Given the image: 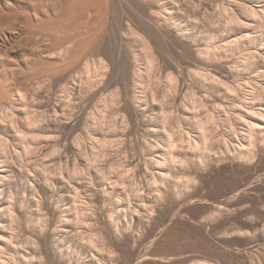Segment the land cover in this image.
Listing matches in <instances>:
<instances>
[{
	"label": "rangeland",
	"instance_id": "obj_1",
	"mask_svg": "<svg viewBox=\"0 0 264 264\" xmlns=\"http://www.w3.org/2000/svg\"><path fill=\"white\" fill-rule=\"evenodd\" d=\"M135 1L136 0H130V1L128 0H113V1L112 0H37L36 2V0H23V1L21 0H0V7H1L0 8V20H1L0 21V32H2V34L0 33V71H1L0 78L5 79V80L3 79V82H2L3 84L6 83L5 82L6 79L9 80V81L7 80L8 85L5 86L4 88L5 90H3L5 91L4 93L6 94L4 96L5 98L3 99L2 97H0L2 98V101L0 100V134L7 135V129L10 130L13 128L10 120H8L5 116L8 113H11V111H14L16 113L15 119L18 122H20V124L22 125L25 122L24 119L28 118L30 114L35 116V113L36 114L42 113L44 111L41 105L42 103L38 102L36 95H38L39 93L46 94L52 97H54L55 95H60L58 91L62 89L60 88L62 86L61 85L62 83L60 80H63V78L66 77V75L67 76L69 75L70 68H71L69 66L71 63L69 65L68 64L65 65L67 63L66 60L69 57L71 58L74 55L80 54L81 55L80 59L78 55V57L76 56V58H72L73 59L72 62H75L76 60L79 59L80 60L79 62H81L82 60L83 64L90 63L92 61L93 62L91 64H93L94 59H95L96 62L99 63L98 66L100 67H102L103 63H105L103 64V67L101 69L102 71L100 73L101 77L100 76L96 77L95 78L96 82H94V85L91 86V89L89 87V91H87L88 96L92 95L96 91H99L98 89H101V86H103V84L106 81H108V77L115 71V67L118 68V67L123 66L130 76V82H129L130 94L132 96L135 95L136 99H139L140 102H142L143 100L144 101L148 100L150 104L155 103L157 105L158 107L156 111L157 113H155L154 116L151 115L153 121L159 122L160 125H163L162 122L164 121V124L168 125L170 123L172 124L173 127H175L173 128L171 125L167 126V128L170 127V129H167L168 131L166 132V136L171 133L174 134L175 132H178L176 134L181 136V131L182 132L185 131L182 134L188 133L189 132L188 129H190V125L193 124L191 120L193 118L195 120L198 117L199 119L201 118L206 119L208 115L215 116V118H217L216 121L218 125L216 124L217 127L214 128V136L209 142V145L214 146L215 148L213 150L214 152L212 151L213 153L211 152L212 154L210 153L209 157L203 158L202 155L205 151L204 149L197 151L195 150L193 146L187 143L186 144L184 143L181 146L180 142L178 141L179 142L178 145L179 144L180 145L179 146L177 145L178 150L177 149L175 150V156L176 157L179 156L177 159L181 160L182 163L172 166V164H169L170 162H167L164 164V168H159L158 166H156V162H155L161 156V153L159 151L160 147L158 146V143H157L158 142L157 136L155 134L154 135L148 134L149 136H147L146 135L147 133L145 131L143 132L142 130H140L141 132L138 131L137 133H135V136L134 135L132 136L134 138L129 140L130 142L128 141V144H129L128 148H129V158L133 156L134 157L137 156L136 158L140 160L141 166L143 165L142 167H144L143 169H146V172L147 171L149 172L147 173L148 174L147 179H145V176L143 177L141 176V178H138V180L139 179L140 180L139 181L137 180V182L139 183V184L137 183L139 187L142 185L147 186V189L145 188L146 191L145 192L143 191L144 195H143V198H141L142 201L138 200L139 198L135 196L136 194L134 195L133 192H130L131 187L128 181L125 182V186H121L120 188L116 189V192H115V190H113V188L111 187L112 185L110 184V182H103L102 181L103 179L100 180L101 177H99V175L96 176L92 172V174L95 176L94 180L97 179L94 181L95 184L93 183V187H97L96 190L98 191V193L100 192L99 195H102L101 192L102 193L104 192L105 195L104 194L103 195L106 201L103 204L104 208L101 207L102 211L101 209H97L94 207L93 211L90 212L92 215L88 213L89 214L88 218L91 224H92V221L94 220L93 225L90 224L91 226L90 225L84 226L83 228H82L83 224L80 222L78 218H76L77 211L75 208L73 209V211L67 212L68 209L62 206L63 205L62 203L58 204V201L55 198L52 199L50 196H46L48 198L47 199L45 195L40 191L36 192L37 195L35 194V195L29 196V194L27 195L28 192H26L27 191L26 189H29L28 187L36 189L37 187L36 183L34 181L32 182L28 181L30 183L25 182V181L23 182L20 181L19 186L17 187L18 189H15V191L12 194L13 197L11 196L10 197L11 199L9 198L10 206L13 207L15 205L13 208L16 209L15 211H17L16 213L19 214L20 217H17L16 223L15 222L13 224L4 223V225L1 224L0 228L5 226V228L1 230L2 231L1 233L7 238L12 237L17 244L18 243L20 244L22 242L24 243L27 237H28L27 240L30 241L29 236L32 237L30 242L33 243L36 240V243L37 242L39 243L37 244V249H38L37 250L35 249L36 244L33 243L35 245L33 247V244L31 243V246H30V242H29L28 244L29 246L28 245L26 246L27 248L26 251L25 249L21 251V253H23L22 255L13 254L10 257L9 264H25L24 257L26 256H28L27 257L28 259H31L28 264H49V263L52 264L50 258L53 261H56L57 263H60L59 262L60 260L66 258L67 260L65 259L64 260H65V263L66 261L68 262L67 264H96V263L97 264L98 263L99 264H264V139L261 140L258 138V136H255L256 138L255 144L247 145L248 144V139H246L247 135L244 133L245 132L243 131L244 126L241 125V121H240L241 120L240 118H242L241 114H244L243 111L245 110L247 112L249 110L250 113L252 112L251 115H253V113H255V115H259L258 114L260 113L259 111L264 110V82H263L264 81V69H263L264 59H261V61L259 60L258 61L259 63L257 62L259 64L258 65L259 67L255 65L252 69L251 68L248 69L244 67L245 65L243 63L245 62L244 61L245 57L248 56L247 54H249L250 52H253L252 50L254 51L259 50L258 51L259 54L264 52V48H263L264 44L262 45L263 46L262 47L260 45L262 40L259 39L257 40L259 41L258 42L259 46L258 48L256 47L257 49L251 48L248 45L242 46V48L240 47V48H235V49L232 47L233 50L232 49L230 50V47H227V48L225 47L224 49L219 48V46H221V44L223 43L221 41L223 40L224 36L227 35V33H229L231 29L234 28L233 31L238 30L239 32L240 29L238 28L240 27L238 28L234 26L232 28L229 27L227 23L228 22L227 19L229 15L227 14L231 15V13L234 12L232 11V9L234 8V5L237 2H240V1L242 2L243 0H223V1L222 0H179V1L176 0V2H180L179 4H183L184 2L183 5L185 4L187 5L185 6V10H181V12L185 11L187 14L191 12L190 17L192 19L189 18L190 14L187 15L185 12L181 14L180 10L173 11L171 9L173 7L172 5L173 3H176L173 0H166V1L165 0L164 1L146 0V2L145 0H137L136 2ZM150 1L151 3L150 5H148ZM186 1H188L189 4ZM106 3H108L109 6L106 5ZM165 4L167 5V7ZM200 5L206 6L208 9V11L205 13V16L207 17L203 15L202 20L204 18L209 19L208 22H206L207 20L204 19L202 22L203 23L202 26L203 27L207 26V29L205 28V30L206 31L208 30L209 32L213 33L212 34L213 36H210L209 33H206L205 35L202 36L205 43H208L209 44L208 46L212 47L213 51L211 55L209 56H206V55L199 56V54L195 53V51L193 52L189 51L188 53V51L186 50L187 49L186 44H190L188 40L185 41L186 39L185 37L188 36V32H186V29H187L186 26L188 25V30L193 32L194 30L193 21H195L194 19L198 15V12H196V10L199 11L198 9H196V7L199 8ZM106 7H108V9ZM135 8L137 9L138 12L134 10ZM84 10L87 12H85ZM142 10H143V13H142ZM169 10H171V12ZM36 11L38 14L36 13ZM230 11L231 13H229ZM134 12L140 15H137ZM79 13H83V14H79ZM104 13L105 15H103ZM154 13H156V15L158 13V15L156 16ZM208 13L212 15L209 16ZM75 14H78V15L76 16ZM141 14H143L144 18L146 19H143V15ZM163 14H164V17H163ZM72 15L75 17V20H77L78 18V22L85 21L83 22L84 24H86V20H88V23L90 24L91 22L92 23L95 22L94 24H91V25L89 24L91 27L94 25L92 28L93 29L92 32L91 33L89 31L87 32V29L85 28V26L88 24H86L85 26L83 25L84 26L83 27L82 22H81L78 24L81 25L83 28H85L86 31L83 30V28H80L81 27L80 26L79 27L80 31H78V29L76 30L78 31V33L76 32L75 34L74 32L72 33L74 34L73 35L74 38H72V42L65 38H63L62 40L61 38V39H57V41L55 40V42L52 44V42L48 40L47 38L43 39L41 36L39 35L37 36L35 33L34 34L35 36L33 35L32 38L34 37L33 40L37 42V45L34 48H31L29 45H27L28 42L26 43L27 46L25 45V41L28 39L27 37L28 30L23 29L26 32L25 34L22 28H20V20H23L26 23L30 24L31 26L28 25L30 26V28L32 27L33 29H36L38 31H40L41 27L43 29H46L47 27H49L50 24H51L50 27L56 26L57 29L58 28L61 29L63 27H66V24L72 25V22L75 21ZM90 15H91L90 17L91 21L90 19H87ZM263 15L262 17H264ZM137 17H141L140 19H143L144 21L142 22V20H140ZM262 17L257 19L256 23H259L260 24L259 27H261L264 31V26H263L264 20H262L264 18ZM211 18H213L214 20ZM79 19L81 21H79ZM66 20L68 23L66 22ZM49 21L52 23H50ZM139 21H141V23ZM260 21H262L263 23ZM55 23L59 24L61 28L59 27V25H56ZM211 23L216 24V25L214 26L213 24L210 25ZM78 24L76 23V26ZM120 25H121V28H120ZM7 28L9 29L7 30ZM261 28L257 29V31H260ZM217 30L218 32H216ZM20 31L22 34H19ZM147 33L148 34L150 33V35L148 36ZM122 34H123V37L121 36ZM6 36L8 37L9 40L7 39ZM182 36H184V40H182L183 38ZM76 37H77V40L75 41L74 39ZM143 38H145V40ZM38 44H40V46ZM142 44L146 46H143ZM211 44L213 45L211 46ZM22 47H25V48H22ZM30 48L32 49V52H30L31 50ZM150 48H152L154 52H152V50H149ZM158 48H160L162 52H165V53H161L160 52L161 50ZM48 49L49 51L54 50L53 57L52 56L47 57L48 55H44L43 51H48ZM55 51H57V53L60 52L58 53L59 55L55 53ZM148 51L149 52L151 51V53H153L154 55L155 54L158 55V56L156 55L157 57L155 56L156 59L158 58L159 60L157 62V60L155 59L156 60L155 62L157 64L155 63L156 66H154L153 71L149 67L148 56H150L149 55L150 53H148ZM169 51L170 52L172 51V53H170ZM184 51H185V54H184ZM232 51H234V53H232ZM159 52L162 55L164 54L165 55L161 57V54ZM192 54H193V57H192ZM88 55H89V58H88ZM185 55H187L188 57ZM262 55L264 56L263 53ZM83 56H85L86 58L84 57L85 58L84 59ZM183 56L184 58H182ZM98 57H100L99 60L97 59ZM165 57L167 60L165 59ZM91 58L93 60H91ZM84 60L86 61V63ZM40 62L43 63L44 65L41 64ZM63 62H66V63H63ZM76 62H77V66L82 64V62L81 64H78V61ZM206 62H208V64ZM38 63L42 66H46V64L47 65L51 64V66L55 68L62 67V70L64 69V67H67L69 70L67 68L65 69H67L66 71H68L69 73L66 72L65 70H63V72L65 71L67 74L62 73V72L60 73L58 71L59 75L58 76L55 75L57 77L53 79L54 81L51 80L49 81L50 83L48 82L49 84L48 83L44 84L48 86L51 84L49 86L50 89L48 88L47 90L46 87L48 86H43L42 91H41V88H39L38 85L36 87V85L33 84L32 88L33 86H35L33 88V90L34 89L35 90L31 91L32 90L30 86L31 81L29 80V78H27L29 77L28 72L31 70L30 68H32L33 70V67H37ZM75 64H72L73 68L76 66ZM211 64L213 65V67H211ZM222 64L223 66H221ZM104 65L106 66L108 65V66L106 67ZM227 65H229V68H227ZM219 67L222 69V71L220 70ZM73 68H71L72 71H73ZM218 68L221 72L220 74L218 72L219 71ZM223 68L226 69L225 72ZM12 69H14V71ZM28 69L29 71L27 72ZM229 69H231L234 73L236 71V73L239 76L236 75V73L235 75L234 74L232 75L231 73H229ZM247 69L249 72L247 71ZM258 69L261 72L263 71V76L261 72H259ZM62 70L60 69V71ZM180 70H181V73L178 72ZM25 71L27 72V74H25L26 73ZM56 71L57 70H55V72ZM10 72L11 74H14V72H16L17 73L16 75L19 78L16 77V75L14 74L15 76L14 75L13 76L15 77V79L18 78L17 80H15L14 77L12 78V75L10 74ZM58 72L56 74H58ZM195 72L197 73L202 72L203 74L209 75L208 82H206L205 79L204 81L201 80L202 82H204V85H203L201 81L200 82L196 81L197 79L196 80L194 79ZM223 72L225 75L226 73H228L229 76L232 75L231 76L232 78L229 79V76L227 75L224 76ZM7 73H9L10 78H8L9 75ZM104 73L105 74L107 73V75H105ZM24 74H25L24 80L27 79V81H24L23 79H21V77H23ZM62 74H63V77H62ZM213 74L216 76H214ZM257 74H261L262 77H257ZM170 75L171 76L173 75L174 77L172 76L173 78H171ZM104 76H107V77H104ZM176 76L179 81L175 79ZM248 76L250 78H248ZM210 77L213 80L216 78L220 79L222 77L220 81L222 80L224 84H222V82L218 80L220 83H216V85H214L213 87L215 89H211V85L213 84L214 81H212ZM169 78L172 79V81H175V80L177 81L172 84V81H170ZM258 78L259 79L263 78V79L259 80ZM20 79L23 80L24 83L27 82L25 84L26 86H24V83H22ZM100 80L102 81L100 82ZM15 81H17V83L18 81H20L21 84H23V86L20 87V83L16 84ZM209 81H211L212 83ZM28 82H30V84ZM178 82L179 83L184 82V84L187 85L188 88L185 86L186 91L183 92V95H179V98L180 97L181 98L178 101H176V103H174L175 102V100H173L175 99L174 96H177V95L175 94L176 88L174 90L175 93L173 92V88L176 87V83ZM53 83L58 88L56 87L52 88L54 87V85H52ZM248 83L249 84L251 83L250 87H248L249 86ZM14 84L17 85V87ZM201 84L202 86H200ZM228 85L230 88L231 86L233 88H237V89H234L235 90L233 91L234 93L232 91L230 92L227 91L226 88L228 87ZM18 87L19 89L22 87L24 88L26 87V88L25 89L22 88V90L24 91H20L19 89L15 90V88H18ZM253 87H255V89ZM36 88H39L37 89L38 92H36ZM187 89L189 91H187ZM251 89L253 90L251 91ZM55 90H56V93H59V94H55ZM236 90L238 92H236ZM17 91L24 94V96ZM46 91L48 92L54 91V93L49 92L51 93L49 94ZM32 92L33 94H35L36 92V94L33 95L31 94ZM252 92L257 94V97L256 95L252 96L253 95V94L251 95ZM52 93L54 94V96L52 95ZM111 93H113L114 95L118 94L117 97L120 94L119 102L121 103V106H124L125 93H126L125 86L115 85ZM21 95L23 96L22 98L19 97ZM109 95H111L110 92H108L104 96L106 97ZM258 96H260L261 99ZM35 97L37 100L33 99ZM254 97L256 100L253 99ZM199 99L204 100V102L206 101L205 108L200 107L199 104L194 105V102ZM261 100L263 102H259ZM144 101L142 103H144ZM148 101L147 103H149ZM183 105H186L190 109V112L192 113V115H190L191 117L189 120L185 119L186 116L184 115L182 109L180 108V107L183 108L184 107ZM118 108L119 107L115 109H118ZM250 108H252L251 111H250ZM115 109H113V111L111 109L109 113L110 115H108V121L107 119L103 120L101 118L99 119L98 124L92 127V132H91L92 135L96 136V138H98L101 135L100 136L101 139L100 137L98 138L100 139L99 141L101 142L104 139L102 137H105V138L107 137L106 139H109V138L112 139L115 135L117 137L118 135L121 136L122 134L120 132H122L124 127L123 128L120 127V124L118 127L116 128L114 127L113 129L112 128L110 129V126L108 124V123L114 122L115 120L118 122L119 120L117 118L119 116L115 115L117 112ZM166 111L168 113H166ZM239 111H242V113L241 112L239 113ZM26 112L27 114L28 113L30 114L27 116ZM209 112L211 114H209ZM262 112L263 111H261V113ZM163 113L164 114L166 113L167 116L171 114L170 120L163 118L166 116V114L164 116ZM207 113L208 115L206 116ZM32 115L30 116L33 117ZM151 116L147 118L150 120ZM200 116H203V117H200ZM165 119L170 122L167 123ZM177 122L178 123L180 122V124H178ZM188 122L192 124L189 123L190 124L189 125ZM72 123L71 125H75L74 122ZM185 123L187 124V126ZM164 126L165 125H163L162 126L163 129H161L163 131H165ZM126 127H125V130H128V127H130V125L127 124ZM171 129H173L175 132L171 131ZM94 131H95V134H94ZM43 134L47 138L46 140H44L45 143L47 142L52 145L53 144L56 145V143H58L57 144L58 146L60 143V146H59V149L54 150L55 152L44 155L45 157L47 156L46 160L43 155L42 156L38 155L39 158H38L37 164L39 167L36 166L37 164L36 165L32 164L28 166V162H29L28 156L24 157L26 155L24 154L20 155V153H17L15 151V149L19 147L20 142L16 138L15 135H13L15 137H12L11 136L12 134L10 133L8 134V137L10 136V139H11L10 147L8 148L9 150H7L10 153L8 154L7 152L6 154L10 156L9 157L7 155L9 160L11 159L12 162H16L20 164L21 167L26 168L28 172L30 173V175H32L31 176L32 179L36 177L35 178L36 180L38 179L39 182L47 186H50L54 190L57 187L56 185L60 181H62L64 178L67 179V176H69L70 174L71 175L73 174V167L69 163L67 164L68 159L66 158L68 157L69 149L67 148L66 145H63L65 144L64 142H60L62 141L60 138L64 134H66L65 131L64 132L60 131V134H62V136L58 132L55 133L49 130L43 131ZM176 134H174L175 135L173 136L174 138L178 137L176 136ZM94 136H91V138L85 136L86 139L85 141H83L85 142L83 143L84 146L82 145V148L84 147L83 150L88 148L89 145H90L89 148L91 146L96 145L95 142L97 141H93L95 138ZM211 142L212 143L214 142V143L212 144ZM224 144H226V146H228L229 148L228 147L226 148ZM153 145L156 146L155 149L153 148L154 147ZM242 145L243 146L247 145V148L250 149L253 154L252 157H246V156L239 155V152H240L239 148L240 146L242 148L243 147ZM97 146H98V142H97L96 147ZM99 147L100 146H98V148L95 149L96 150L95 152L99 153L101 151ZM115 147L116 146L110 147L111 149L113 148L112 149L113 152L109 148L110 150L108 149L109 150L108 155L105 156V158L102 157L101 158L102 160L99 159V161H101L102 163V164L99 163L102 166V168L106 167V169H104V171H106L105 173L108 176L111 173L110 177L112 178L113 176L112 179L114 180L116 177L117 178L119 177L120 172L124 170L127 171L128 169L126 168L130 169V171L128 170L130 172V173L128 172V174L131 175V173L133 174L134 172V170L133 171L131 170L133 169V167L132 168L125 167V165L126 166L129 165V163L128 162H127L128 164L126 163L127 161L125 160L126 154L123 152L122 150L123 148L117 147L118 149L117 150ZM147 147L149 150L147 149ZM151 147L153 150L151 149ZM253 149L254 151H252ZM56 150L58 153L56 152ZM230 150L233 151L234 155H232V151ZM54 153L56 155H54ZM66 153H67V156H66ZM25 158H28V159H25ZM47 163L49 164L50 167H48ZM168 164L169 166H165ZM81 177L85 178L84 173L81 174ZM175 183L178 184V187L175 186ZM53 185H54V188L52 187ZM71 188H72V185L71 186L69 185L68 189H71ZM56 190H58V187ZM71 190H69L70 193L73 191ZM121 191H123L124 193ZM71 194L74 195V193H71ZM147 197H148V201L146 202ZM22 198L23 199L26 198L27 200L24 199L26 201L23 202L21 201L23 200ZM34 199L38 202V203L37 202L35 203L36 205L32 203L33 201H35ZM18 200L20 202H18ZM121 200H124V203L126 206L122 207V209H119L121 207L118 206V202ZM39 201H41V203L43 202L46 203V204L43 203L45 206L42 205V207L44 206L45 208L39 209L41 208V204H39ZM48 202L54 203L53 205L54 207L58 206L59 211H56L55 213L51 211L52 212L51 213L50 207L52 203L48 205L49 204ZM56 202L57 204H55ZM142 203L144 205L145 203H149V204H146V206L148 207H144ZM47 205L48 207L49 206L50 207L47 208L46 207ZM126 207H128L127 210H126ZM41 210L42 211L44 210V212H42ZM60 212H62L61 213L62 215L60 214ZM41 214L43 216V219L45 218L44 219L45 223H43V225H40L42 223H39L38 221V218L40 217ZM93 215H95V217ZM65 217L69 220L71 225L74 227L73 232L75 235L73 234V232H71L72 234L69 232L68 233L64 232V231L60 233L61 228L59 227L62 225L61 223L62 218H65ZM134 217L142 218L143 220L147 222V224L145 226H135L132 222ZM95 219L99 220V221L96 220L97 224H96ZM48 222L49 223L51 222L50 225L48 224ZM73 222L77 228L75 227V225H73ZM76 222H79V223H76ZM47 224H48V227L51 226L50 229L47 227ZM109 224L112 225V228H114V230L117 229L115 232V234L117 233L116 234L117 238L113 237L112 233H110ZM51 228L54 230L52 231ZM45 229H48V233H46L47 231H45ZM51 231L55 234L50 233ZM127 239H130V243H129L130 245H128ZM20 240H23V241L20 242ZM95 240L97 241L94 242ZM98 240L100 242H98ZM91 241H93V244L94 243L95 244L93 245ZM52 243L54 244L52 245ZM39 245H42V246L44 245L45 247L43 248L41 246L40 248ZM50 246L53 248L55 247V250L53 249L54 250L53 251ZM91 246H94V247H91ZM32 247L34 250L32 249ZM39 249H41V251L43 250L44 251L41 252L39 251ZM45 250L49 252H45ZM30 252L31 253L33 252V254H31ZM46 253L51 256L47 255ZM92 254L96 258L92 256ZM89 256H92V257H89ZM68 258L69 259L71 258V259L69 260ZM94 258L95 260H92ZM62 262L64 261L62 260Z\"/></svg>",
	"mask_w": 264,
	"mask_h": 264
},
{
	"label": "bare ground",
	"instance_id": "obj_2",
	"mask_svg": "<svg viewBox=\"0 0 264 264\" xmlns=\"http://www.w3.org/2000/svg\"><path fill=\"white\" fill-rule=\"evenodd\" d=\"M21 1H23V0H21ZM113 1V0H112ZM128 1H130V0H128ZM137 1V0H136ZM135 1V2H136ZM151 1H153V0H151ZM151 1L149 2V4H148V2H147V4L148 5H150V3H151ZM162 1H164V0H162ZM166 1V0H165ZM173 1H175L176 2V0H173ZM177 1H179V0H177ZM223 1V0H222ZM18 2V1H17ZM20 2V1H19ZM32 2V1H31ZM34 2V1H33ZM36 2H37V0H36ZM106 2H108V1H106ZM134 2V1H133ZM145 2H146V0H145ZM171 2V1H170ZM183 2V1H182ZM181 2V3H182ZM186 2H188V1H186ZM185 2V3H186ZM207 2V1H206ZM205 2V3H206ZM225 2V1H224ZM223 2V3H224ZM25 3V2H24ZM143 3H144V1H143ZM173 3V2H172ZM180 2H176V3H173V7L171 8L173 11L175 10H180V12H181V10H185V6H187L186 4L185 5H183L184 4V2H183V4H179ZM236 3V2H235ZM18 4V3H17ZM41 4V3H40ZM123 4V3H122ZM131 4V3H130ZM146 4V3H145ZM144 4V5H145ZM156 4V3H155ZM178 4V5H177ZM188 4H189V2H188ZM73 5V4H72ZM76 5V4H75ZM74 5V6H75ZM106 5H108V3H106ZM105 5V6H106ZM112 5V4H111ZM133 5V4H132ZM131 5V6H132ZM134 5H136V4H134ZM142 5V4H141ZM152 5V4H151ZM159 5V4H158ZM166 5V4H165ZM222 5V4H221ZM220 5V6H221ZM233 5H234V3H233ZM77 6V5H76ZM82 6H84V5H82ZM86 6V5H85ZM109 6V5H108ZM192 6H194V5H192ZM23 7V6H22ZM35 7V6H34ZM73 7V6H72ZM87 7V6H86ZM92 7V6H91ZM114 7H115V5H114ZM133 7V6H132ZM135 7V6H134ZM142 7V6H141ZM145 7V6H144ZM146 7H147V5H146ZM163 7V6H162ZM166 7H167V5H166ZM197 7H198V5H197ZM196 7V9H198L199 11H197L196 10V12H198V15H197V17H195V21H193V23H194V30H193V28H192V30H193V32L192 31H189L188 30V25L186 26V32H188V36L187 37H185L186 39H185V41L186 40H188V42L190 43V44H186L187 46H186V50L188 51V53H189V51H195V53H198L199 54V56L200 55H206V56H209V55H211V53H212V47H210V46H208L209 44L208 43H205V41H204V39H203V35H205L206 33H209V35L210 36H213L212 34L213 33H211V32H209L208 30L206 31L205 30V28L207 29V26L205 27H203L202 26V22H203V20L204 19H206V18H204L203 20H202V16L204 15L205 16V13L208 11V9H207V7L206 6H203V5H200L199 6V8H197ZM209 7H211V6H209ZM215 7V6H214ZM1 8V7H0ZM41 8V7H40ZM83 8V7H82ZM81 8V9H82ZM107 9H108V7H106ZM139 8V7H138ZM161 8V7H160ZM169 8V7H168ZM191 8V7H190ZM221 8V7H220ZM233 8V7H232ZM231 8V9H232ZM18 9V8H17ZM38 9V8H37ZM74 9H75V7H74ZM103 9V8H102ZM213 9H215V8H213ZM91 10V9H90ZM89 10V11H90ZM134 10H136V12H138L137 11V9L135 8ZM168 10V9H167ZM166 10V11H167ZM189 10V9H188ZM195 10V9H194ZM5 11V10H4ZM34 11V10H33ZM38 11V10H37ZM37 11H36V13H37ZM73 11V10H72ZM79 11V10H78ZM85 11V10H84ZM101 11V10H100ZM107 11V10H106ZM105 11V12H106ZM109 11H110V9H109ZM170 12H171V10H169ZM172 11V12H173ZM213 11H215V10H213ZM232 11H234V12H232L231 13V11L229 12V13H231V15L230 14H227V15H229V17H228V25H229V27H240V28H238V29H240L239 30V32H238V30H236V31H233L234 30V28L233 29H231L230 31H229V33H227V35H225L224 36V38H223V40L221 41V42H223L222 44H221V46H219V48L221 49V48H227V47H230V50L232 49V47L235 49V48H242V46H246V45H248V46H250L251 48H258V46H259V41H257V40H262L261 41V46L264 44V31H263V29L261 28V27H259V23H256L257 22V19H259V18H261L262 17V15L264 14V0H243L242 2L240 1V2H237L235 5H234V8L232 9ZM21 12V11H20ZM23 12V11H22ZM75 12H76V10H75ZM85 12H87V11H85ZM130 12V11H129ZM155 12V11H154ZM185 11H182L181 12V14L182 13H184ZM189 12V11H188ZM222 12V11H221ZM12 13V12H11ZM26 13V12H25ZM71 13V12H70ZM84 13V12H83ZM83 13H79V14H83ZM108 13V12H107ZM135 13V12H134ZM133 13V14H134ZM142 13H143V10H142ZM186 13V12H185ZM191 13V12H190ZM190 13H188V14H190ZM210 13V12H209ZM208 13V14H209ZM16 14V13H15ZM38 14V13H37ZM40 14V13H39ZM86 14V13H85ZM84 14V15H85ZM89 14H91V13H89ZM102 14V13H101ZM125 14V13H124ZM135 14H137V13H135ZM146 14V13H145ZM155 15H156V13H154ZM178 14V13H177ZM187 14V13H186ZM187 14V15H188ZM2 15V14H1ZM76 16L78 15V14H75ZM95 15H97V14H95ZM103 15H105V13L103 14ZM137 15H140V14H137ZM141 15H143V14H141ZM157 15H158V13H157ZM156 15V16H157ZM207 15V14H206ZM210 15H212V14H209V16ZM30 16H31V14H30ZM65 16V15H64ZM73 16V15H72ZM71 16V17H72ZM134 16H136V15H134ZM155 16V17H156ZM185 16V15H184ZM191 16V14L189 15V18H191L190 17ZM193 16V15H192ZM195 16V15H194ZM208 16V17H209ZM261 16V17H260ZM264 16V15H263ZM58 17V16H57ZM68 17V16H67ZM74 17V16H73ZM90 17H91V15L87 18V19H90ZM93 17V16H92ZM101 17V16H100ZM105 17H107V16H105ZM142 17V16H141ZM141 17H137V18H141ZM146 17H147V15H146ZM163 17H164V14H163ZM205 17H207V16H205ZM214 17V16H213ZM32 18V17H31ZM65 18V17H64ZM102 18V17H101ZM135 18V17H134ZM137 18H136V20H137ZM157 18V17H156ZM188 18V19H189ZM262 18H264V17H262ZM30 19V18H29ZM51 19V18H50ZM138 19V20H139ZM143 19H146V18H144V15H143ZM143 19H140V20H142V22L144 21ZM192 19V18H191ZM211 19H213V18H211ZM17 20V19H16ZM59 20V19H58ZM61 20V19H60ZM73 20V19H72ZM74 20H75V17H74ZM73 20V21H74ZM81 20H82V18H81ZM80 19H79V21H81ZM84 20V19H83ZM86 20V19H85ZM93 20V19H92ZM187 20V19H186ZM190 20V19H189ZM200 20H202V21H200ZM207 21L206 22H208V20L209 19H206ZM214 20V19H213ZM262 20H264V19H262ZM1 21V20H0ZM14 21V20H13ZM57 21V20H56ZM69 21V20H68ZM76 21V23L78 24V23H81L82 22V26L84 25H86V24H90V23H88V20H86V24H84L83 22H85V21H81V22H78V18H77V20H75ZM75 21L74 22H72V25H70V24H66V27H63V26H65V25H63L62 27L63 28H61V26L59 25V24H56V25H59V27L61 28V29H57V27L56 26H52V27H50L51 26V24L50 23H52V22H50L49 24V27H45L46 29H43L42 27H41V29H40V31H38V30H36V29H33L32 27L30 28V24H28V23H26L25 21H23V20H20V28H22V30L24 29V30H28V33H27V37H28V39L26 40V38H25V45H26V43H27V45H29L31 48H34L36 45H37V42H35L34 40H33V38H32V36L36 33V35L38 36H41L43 39L45 38H47L48 40H50L51 42H52V44L55 42V40L57 41V39H61L62 38V40H63V38H65V39H68L69 41H71L72 42V38H74V34H75V32L76 33H78V31H80L79 30V27L81 26V25H77L76 26V23H75ZM90 21H91V19H90ZM150 21V20H149ZM29 22V21H28ZM48 22V21H47ZM61 22V21H60ZM65 22V21H64ZM64 22H62V23H64ZM66 22H67V20H66ZM94 22V21H93ZM122 22V21H121ZM140 23H141V21H139ZM138 22V23H139ZM209 22H211V21H209ZM213 22V21H212ZM215 22V21H214ZM258 22H259V20H258ZM260 22H262V21H260ZM34 23V22H33ZM32 23V24H33ZM68 23V22H67ZM70 23V22H69ZM75 23V24H74ZM95 23V22H94ZM94 23H92L91 22V24H94ZM148 23V22H147ZM152 23V22H151ZM263 23V22H262ZM48 24V23H47ZM73 24H74V26H73ZM90 24V25H91ZM185 24V23H184ZM207 24V23H206ZM209 24V23H208ZM213 23H211L210 25H212ZM28 25H30V26H28ZM44 25V24H43ZM88 25H86L85 26V28L87 29V32L89 31L90 33L92 32V28H93V26L91 27L90 25L88 26ZM140 25H142V24H140ZM205 25V24H204ZM214 25H216V24H213V26ZM258 25V26H257ZM8 26V25H7ZM34 26V25H33ZM46 26V25H45ZM48 26V25H47ZM80 27V28H83V27ZM220 26V25H219ZM264 26V25H263ZM16 27V26H15ZM55 27V28H54ZM211 27V26H210ZM221 27V26H220ZM228 27V26H227ZM228 27V28H229ZM261 28L260 29V31H257V29H259V28ZM37 28V27H36ZM85 28H83V30H85ZM95 28V27H94ZM120 28H121V25H120ZM151 28V27H150ZM185 28V27H184ZM219 28V27H218ZM222 28V27H221ZM227 28V29H228ZM3 29V28H2ZM9 28H7V30H8ZM38 29V28H37ZM78 29V31H76ZM181 29V28H180ZM191 29V28H190ZM210 29V28H209ZM215 29V28H214ZM230 29V28H229ZM23 30V31H24ZM145 30V29H144ZM152 30V29H151ZM86 31V30H85ZM148 31V30H147ZM25 32V31H24ZM23 32V33H24ZM74 32V34H72ZM126 32V31H125ZM149 32V31H148ZM216 32H218V30L216 31ZM220 32H221V30H220ZM1 34H2V32H0ZM4 33V32H3ZM13 33V32H12ZM121 33V32H120ZM124 33V32H123ZM178 33V32H177ZM261 33V34H260ZM19 34H22L21 33V31H20V33ZM25 34H26V32H25ZM148 34V33H147ZM155 34V33H154ZM217 34V33H216ZM260 34V35H259ZM150 35V33L148 34V36ZM186 35V34H185ZM2 36V35H1ZM26 36V35H25ZM35 36V35H34ZM77 36H78V34H77ZM122 37H123V34L121 35ZM125 36V35H124ZM7 37V36H6ZM156 37V36H155ZM181 37V36H180ZM183 38H182V40H184V36H182ZM208 37V36H207ZM21 38V37H20ZM7 39H8V37H7ZM144 40H145V38H143ZM9 40V39H8ZM36 40V39H35ZM75 41L77 40V37L74 39ZM73 40V41H74ZM143 40V41H144ZM160 40V39H159ZM220 40V39H219ZM68 41V42H69ZM147 41V40H146ZM145 41V42H146ZM208 41V40H207ZM216 41V40H215ZM40 42H41V40H40ZM59 42V41H58ZM213 42V41H212ZM263 42V43H262ZM7 43V42H6ZM21 43V42H20ZM38 43H39V41H38ZM147 43V42H146ZM150 43V42H149ZM218 43V42H217ZM143 44H144V42H143ZM142 44V45H143ZM151 44V43H150ZM214 44V43H213ZM213 44H211V46L213 45ZM26 45V46H27ZM39 46H40V44H38ZM41 45H43V44H41ZM148 45V44H147ZM217 45V44H216ZM220 45V44H219ZM21 46V45H20ZM143 46H146V45H143ZM161 46V45H160ZM52 47V46H51ZM86 47H87V45H86ZM152 47V46H151ZM215 47V46H214ZM213 47V48H214ZM263 47V46H262ZM7 48V47H6ZM22 48H25V47H22ZM30 48V49H31ZM50 48V47H49ZM148 48V47H147ZM156 48V47H155ZM170 48V47H169ZM217 48V47H216ZM251 48H250V50H251ZM256 48V49H257ZM264 48V47H263ZM27 49V48H26ZM35 49H37V48H35ZM34 49V50H35ZM41 49V48H40ZM51 49V48H50ZM53 49V48H52ZM146 49V48H145ZM158 49H160V48H158ZM184 49V48H183ZM245 49V48H244ZM261 49V48H260ZM147 50V49H146ZM149 50H152V48H150ZM161 50V49H160ZM159 50V51H160ZM217 50V49H216ZM233 50V49H232ZM241 50V49H240ZM249 50V49H248ZM262 50V49H261ZM59 51V50H58ZM222 51V50H221ZM228 51V50H227ZM253 52H250L249 54H247V53H245V54H247L248 56H246L245 57V62H243L244 63V67H246V68H248V69H252L255 65L256 66H258L259 64V60L261 61V59H264V56L262 55V53L264 54V52H262L261 54H259L258 53V51L256 50V51H254V50H252ZM30 52H32V49L30 50ZM44 52V55H48L47 57H53V55H54V50L53 51H49V49H48V51H43ZM152 52H154L153 50H152ZM161 53H165V52H162V50L160 51ZM159 52V53H160ZM170 52V51H169ZM191 52V53H192ZM230 52V51H229ZM38 53V52H37ZM42 53V52H41ZM55 53H57V51H55ZM58 53H60V52H58ZM57 53V54H58ZM148 53H150L149 55L150 56H148V59H149V67H150V69L153 71V69H154V66H156V60H157V62H158V58L156 59V57L158 56L157 54H153V53H151V51L149 52L148 51ZM160 53V54H161ZM170 53H172V51L170 52ZM232 53H234V51H232ZM56 54V55H57ZM151 54H153V55H151ZM180 54V53H179ZM184 54H185V51H184ZM186 54H187V52H186ZM214 54V53H213ZM231 54V53H230ZM59 55V54H58ZM78 55H79V59H80V54H77V55H74V56H72L71 58L69 57L67 60H66V62H63V63H66L65 65H69L70 63V67L71 68H73V66H72V64H75L76 66H77V62L76 61H78V64H81V62H82V60H81V62H79L80 60L78 59V60H76L75 62H72V58H76V56L78 57ZM85 55V54H84ZM157 55V56H156ZM165 55V54H164ZM164 55H162L161 54V57L162 56H164ZM178 55V54H177ZM177 55H175V56H177ZM183 55V54H182ZM262 55V56H261ZM91 56V55H90ZM156 56V57H155ZM179 56V55H178ZM185 56H187V55H185ZM190 56V55H189ZM196 56H197V54H196ZM85 56H83V58H84ZM93 57V56H92ZM155 57V58H154ZM180 57H181V55H180ZM188 57V56H187ZM192 57H193V54H192ZM222 57V56H221ZM38 58V57H37ZM86 58V57H85ZM84 58V59H85ZM88 58H89V55H88ZM99 58L100 57H98L97 59L99 60ZM182 58H184V56L182 57ZM181 58V59H182ZM40 59V58H39ZM156 59V60H155ZM162 59H164V58H162ZM165 59H166V57H165ZM37 60V59H36ZM87 60V59H86ZM91 60H93L92 58H91ZM102 60V59H101ZM100 60V61H101ZM167 60V59H166ZM85 61V60H84ZM89 61H90V59H89ZM105 61V60H104ZM103 61V62H104ZM164 61V60H163ZM264 61V60H263ZM262 61V62H263ZM39 62V61H38ZM43 62V61H42ZM93 62V61H92ZM92 62H90V63H86V61H85V63L86 64H83V62H82V64L81 65H78L77 67L75 66L74 68H73V71L71 70V68H70V73L68 72V71H66L68 68L67 67H64V69L63 70H65L66 72H68L69 73V75L67 76L66 75V77H64L63 78V80H60L61 81V87L60 88H62V89H60V90H58L59 91V93H60V95H55L56 96V98H55V96H54V91H49V92H53L52 93V95L54 96V97H52V96H49V95H46V94H42V93H39L38 95H36L37 96V99H38V102H41L42 104V107H43V112L42 113H40V114H36L35 113V116L34 115H32V114H30V113H28L27 114V112H26V115L28 116L29 114L30 115H32L33 117H31L30 115L28 116V118H26V119H24V123H23V125L22 124H20V122H18L16 119H15V117H16V113L14 112V111H11V113H8L7 115H5L6 116V118L8 119V120H10V122H11V125H12V129H7V135H5V134H0V225L1 224H3L4 225V223H16L17 221V217H20V215L19 214H17L16 212L17 211H15L16 209H14L13 207L15 206H13V207H11L10 206V197L12 196L13 197V192L15 191V189H18L17 187L19 186V182L20 181H25V182H28V181H30V182H32V181H34L35 183H36V189H33V188H31V187H28L29 189H26L27 191L26 192H28L27 193V195L29 194V196L30 195H35L36 194V192L37 191H40V192H42L44 195H45V197L46 196H50L52 199L53 198H55L57 201H58V204L59 203H62L63 205L62 206H64L65 208H67L68 210H67V212L68 211H73V209L75 208L76 209V211H77V214H76V218H78L79 220H80V222L83 224V226H82V228L84 227V226H89L91 223H90V220H89V218H88V216H89V214L88 213H90V212H92L93 211V209H94V207L95 208H97V209H101V207L102 208H104V203H105V197H104V192L102 193L101 192V194L102 195H99L100 194V192L98 193V191L96 190V188L97 187H93V183H94V181L95 180H97V179H95L94 180V175H96V176H98L99 175V177H101L100 178V180L101 179H103L102 181L103 182H110V184L112 185L111 187L113 188V190H115V192H116V189H118V188H120L121 186H125V182H127L128 181V183H130V192H133L134 193V195L135 196H137L139 199L138 200H141V198H143V195H144V192L146 191V189H147V186L145 185H142V184H140V185H142V186H138V182H137V180H138V178H141V176L143 177V176H145V179H147L148 178V174L147 173H149L148 171L146 172V169H143L144 167H142L141 166V164H140V160H138L136 157H131V158H129V144H128V141L129 140H131V139H133L134 137H132L133 135L135 136V133H137L138 131H140V130H142V132L143 131H145L147 134V136H149L148 134H155L156 136H157V138H158V146L160 147H157V148H159V151H160V153H161V156L155 161L154 159V161L156 162V166H158L159 168H164V164L165 163H167V162H170L169 164H172V166H175V165H177V164H180V163H182V161L181 160H178L177 158L179 157H176L175 156V150L177 149V145H178V143L180 142V144H181V146L185 143H187V144H189V145H191V146H193L194 148H195V150H197V151H200L201 149H204L203 151H204V153H203V155H202V157L203 158H207V157H209V155H210V153L215 149L214 148V146L213 145H209V142H210V140L213 138V136H214V128H216L217 126H216V124H217V121H216V119L217 118H215V116H213V115H208V113L206 114V116L208 115V117L206 118V117H204V118H206V119H203V118H201V119H199V117L198 118H196L195 120H194V118H193V116H192V118L193 119H191L192 120V122H193V124L192 123H190V122H188V124L190 123V124H192V125H190V129H188L189 130V132L188 133H185V134H182V133H184V132H182L181 131V136L180 135H178V134H176V133H178V132H175L173 129H171V131H174L175 133L174 134H176V136H178L176 139L173 137V136H175L173 133H171V134H168V133H170V132H168L167 134L169 135H167L166 136V132L168 131L167 129H170V127L169 128H167V126H169V125H171L172 126V124H170L169 122L170 121H167L166 119H168V120H170V115L169 116H167V114L166 113H168L167 111H166V116H165V114H164V116L165 117H163V118H166L165 120H166V122L167 123H169L168 125L167 124H164V121L162 122L163 123V125H165L164 126V129H165V131H163V130H161V129H163V125H160V123L159 122H154L153 121V119H152V116L151 115H155V113H157L156 111H157V109H158V107H157V105L155 104V103H153V104H150V102L148 101V100H146V101H144V103H142V102H140L139 101V99H136V96L135 95H131L130 94V91H129V82H130V76H129V74H128V72L125 70V68L122 66V67H118V68H116L115 67V71L108 77V81H106L104 84H103V86H101V89H98L99 91H96L95 93H93L92 95H89L88 96V93H87V91H89V87H90V89H91V86H93L94 85V82H96L95 81V78L96 77H98V76H100V73L102 72L101 71V69H102V67H103V64H105V63H103L102 64V67H100V66H98L99 65V63H97L96 62V60L94 59V63L93 64H91ZM99 62V61H98ZM102 62V61H101ZM168 62V61H167ZM166 62V63H167ZM204 62H205V60H204ZM203 62V63H204ZM235 62V61H234ZM258 62V63H257ZM6 63V62H5ZM41 63V62H40ZM156 63V64H155ZM202 63V62H201ZM207 64H208V62H206ZM209 63H211V62H209ZM37 64V63H36ZM41 64H43V63H41ZM46 64V63H45ZM49 64V63H48ZM236 64V63H235ZM260 64H262V63H260ZM3 65V64H2ZM39 63H38V66L37 67H33V70H32V68H30L31 70L29 71V69L27 70V72L29 73L28 75H29V77H27V78H29V80L31 81V91H34L33 90V88L35 87V86H33V88H32V85L33 84H35L36 85V87H37V85H38V87L39 88H41V91H42V87L43 86H48V85H44L45 83H48L49 81H54L53 79H55L58 75H59V72L61 73H66L65 71L63 72V70H62V65H64V64H62L61 66H59V67H61V68H58V67H56V68H58V69H56L55 67H52L51 66V64H49V65H47L46 64V66H42V65H40V67H39ZM44 65V64H43ZM230 65V64H229ZM229 65H227V68H229ZM232 65H234V64H232ZM264 65V64H263ZM36 66V65H35ZM68 66V67H69ZM104 66H106V65H104ZM108 66V65H107ZM106 66V67H107ZM221 66H223V64L221 65ZM226 66V65H225ZM231 66V65H230ZM3 67V66H2ZM32 67V66H31ZM52 67V68H51ZM105 67V68H106ZM177 67V66H176ZM211 67H213V65L211 64ZM239 67V66H238ZM241 67V66H240ZM259 67V66H258ZM262 67V66H261ZM264 67V66H263ZM53 68H54V70H53ZM65 68H67V69H65ZM220 68V67H219ZM219 68H218V70H219ZM226 68V67H225ZM226 68V69H227ZM60 69L62 70V71H60ZM107 69V68H106ZM177 69H179V68H177ZM216 69H217V67H216ZM216 69H214V70H216ZM224 69V68H223ZM226 69H224V72H225V70ZM232 69V68H231ZM231 69H229V73H231L232 75L234 74L235 75V73H236V71H235V73L231 70ZM248 69H247V71H248ZM261 69V68H260ZM264 69V68H263ZM7 70V69H6ZM13 71H14V69H12ZM55 70H57L56 72H55ZM69 70V69H68ZM217 70V71H218ZM220 70L222 71V69L220 68ZM220 70L218 71L219 72V74L221 73L220 72ZM241 70V69H240ZM259 70V69H258ZM17 71V70H16ZM20 71V70H19ZM59 71V72H58ZM106 71V70H105ZM5 72H7V71H5ZM23 72V71H22ZM26 72V71H25ZM27 72L25 73V74H27ZM58 72V74H56ZM178 72H180L181 73V70L180 71H178ZM224 72H223V74H224ZM249 72V71H248ZM252 72V71H251ZM258 72V71H257ZM259 72H261L260 70H259ZM0 73H1V71H0ZM202 73V72H201ZM201 73H197V72H195V75H194V79L196 80V81H201V80H203L204 81V79H205V81L206 82H208V79H209V75H206V74H201ZM254 73H256V72H254ZM8 75H9V73H7ZM10 74H11V72H10ZM14 74L16 75L17 73L16 72H14ZM14 74H11L12 75V78L15 76ZM25 74H24V76L23 77H21V79H25L24 77H25ZM67 74V73H66ZM105 74V73H104ZM194 74V73H193ZM192 74V75H193ZM211 74H212V72H211ZM218 74V73H217ZM242 74H243V72H242ZM248 74V73H247ZM261 74H262V76H263V71L261 72ZM261 74H257V77H262L261 76ZM14 75V76H13ZM27 75V76H28ZM55 75H57V76H55ZM65 75V74H64ZM102 75V74H101ZM105 75H107V73L105 74ZM177 75V74H176ZM214 75V74H213ZM226 75L227 76H229V74L228 73H226ZM225 74H224V76H226ZM231 75V76H232ZM236 75H238L237 73H236ZM241 75V74H240ZM252 75V74H251ZM5 76V75H4ZM173 76V75H172ZM171 75H170V77L171 78H173ZM214 76H216V75H214ZM231 76H229V79L230 78H232ZM239 76V75H238ZM245 76H247V75H245ZM0 77H1V75H0ZM6 77V76H5ZM16 77H18L17 75H16ZM62 77H63V74H62ZM101 77V76H100ZM104 77H107V76H104ZM256 77V76H255ZM7 78V77H6ZM8 78H10V75H9V77ZM19 78V77H18ZM18 78H16L15 79V77H14V79L15 80H17ZM60 78H61V76H60ZM213 78V77H212ZM216 78V77H215ZM220 78V77H219ZM222 78V77H221ZM220 78V79H221ZM225 78V77H224ZM236 78V77H235ZM248 78H250L249 76H248ZM1 79L2 78H0V97H2L3 99L5 98L4 96L6 95L4 92L5 91H3V90H5L4 88H5V86H7L8 84H7V80L8 79H6V85L5 84H3L2 82H3V79H2V81H1ZM14 79H12V80H14ZM20 79V80H21ZM101 79V78H100ZM170 79V78H169ZM175 79H177L178 80V78H177V76H176V78ZM210 79H211V77H210ZM220 79H211L212 81H214L213 82V84L211 85V89H215V88H213L214 87V85H216V83H220V82H222V84H224V82L221 80L220 81ZM256 79V78H255ZM255 79H253V80H255ZM259 79V78H258ZM261 79H263V78H261ZM261 79H259V80H261ZM5 80V79H4ZM23 80H21L22 81V83H24L23 82ZM177 80H175V81H172V79H170V81H172V84L173 83H175ZM220 82H219V81ZM9 81V80H8ZM24 81H27V79L26 80H24ZM102 80H100V82H101ZM104 81V80H103ZM179 81V80H178ZM183 81V80H182ZM33 82V83H32ZM202 82V81H201ZM209 82H211V81H209ZM226 82V81H225ZM246 82V81H245ZM248 82V81H247ZM251 82V81H250ZM264 82V81H263ZM15 83L16 84H18V83H20V87L21 86H23V84H21V82L20 81H18V83H17V81H15ZM27 82H25L24 83V86H26L25 84H26ZM29 84H30V82H28ZM50 83V82H49ZM48 83V84H49ZM59 83V82H58ZM181 83V82H180ZM179 82L178 83H176V87H174L173 88V92H174V90H175V88H176V90H175V94L177 95V96H174V98L175 99H173V100H175V102L174 103H176V101H178L180 98H179V95H183V92L184 91H186V87H187V85H185L184 84V82H182L181 84H180ZM203 83V85H204V82H202ZM212 83V82H211ZM227 83V82H226ZM252 83V82H251ZM250 83V84H251ZM57 84V83H56ZM198 84V83H197ZM250 84L248 83V87H250ZM15 85V84H14ZM51 85V84H50ZM49 85V86H50ZM52 85H54V87H52V88H55L56 87V85L53 83ZM115 85H124L125 86V88H126V93H125V100H124V106H121V103L119 102L120 101V98H119V96H120V94H119V96L117 97V95L118 94H116V95H114L113 93H111L112 92V89L115 87ZM190 85V84H189ZM221 85V84H220ZM16 87H17V85H15ZM49 86L48 87H46L47 88V90H48V88H49ZM59 86V85H58ZM186 86V87H185ZM200 86H202V84L200 85ZM222 86V85H221ZM231 86V85H230ZM244 86V85H243ZM252 86V85H251ZM189 87H191V86H189ZM23 89H25L24 87H22ZM22 88H20L19 89V87L18 88H15V90L17 89H19L20 91H24V90H22ZM39 88H36V92H38L37 91V89H39ZM56 88H58V87H56ZM188 88V87H187ZM254 89H255V87H253ZM43 89H45V88H43ZM50 89V88H49ZM88 89V90H87ZM190 89V88H189ZM206 89V88H205ZM211 89H210V91H211ZM227 89V91H235L234 89H237V88H233L232 86H231V88L229 87V85H228V87L226 88ZM28 90V89H27ZM57 90V89H56ZM56 90H55V94H59V93H56ZM203 90V89H202ZM240 90V89H239ZM253 89H251V91H252ZM187 91H189L188 89H187ZM222 91V90H221ZM221 91H219V92H221ZM17 92H19V91H17ZM26 92V91H25ZM36 92H35V94H36ZM40 92V91H39ZM43 92H44V90H43ZM47 93H49L48 91H46ZM45 92V93H46ZM108 92H110V94L111 95H109V96H104L105 94H107ZM209 92V91H208ZM236 92H238L237 90H236ZM235 92V93H236ZM4 93V94H3ZM19 93H21V92H19ZM18 93V94H19ZM24 93V92H23ZM174 93H173V95H174ZM181 93V94H180ZM210 93V92H209ZM226 93V92H225ZM234 93V92H233ZM22 94V93H21ZM31 94H33V92L31 93ZM35 94H33V95H35ZM49 94H51V93H49ZM206 94V93H205ZM253 94V95H252ZM3 95V96H2ZM23 96H24V94H22ZM19 96L20 98H22L23 96ZM129 95H131V96H129ZM238 95V94H237ZM251 95L252 96H255L256 95V97H257V94H255L254 92H252L251 93ZM259 95V94H258ZM202 96V95H201ZM261 96V95H260ZM260 96H258L259 98H260ZM131 97V98H130ZM209 97V96H208ZM2 98H0V100L2 101ZM25 98H26V96H25ZM130 98V99H129ZM139 98V97H138ZM202 98V97H201ZM33 99H35V100H37L36 99V97L35 98H33ZM208 99V98H207ZM253 99H255V97L253 98ZM261 99V98H260ZM142 100V99H141ZM209 100V99H208ZM256 100V99H255ZM147 101L149 102V103H147ZM259 102H263L262 100L261 101H259ZM173 103V104H174ZM196 104H199L200 105V107H206V101L204 102V100H202V99H199V100H197V101H195L194 102V105H196ZM263 104V103H262ZM261 104V105H262ZM184 107L182 108V107H180L181 109H182V111H183V113H184V115L186 116L185 117V119H187V120H189L190 119V115H192V113L190 112V109L186 106V105H183ZM186 106V107H185ZM6 107V106H5ZM117 107H119L118 109H115V108H117ZM262 107V106H261ZM7 108V107H6ZM111 109H112V111H113V109H115L117 112H116V114L115 115H117V116H119V117H117L119 120H118V122L115 120L114 122H111V123H108L109 124V126H110V129L112 128H116V127H118L119 126V124H120V127H124V129L122 130V132H120V130H119V132L120 133H122L121 134V136H119L118 134V136L116 137V135L111 139V138H109V139H106L105 137H102V138H104L103 140H102V142L101 141H99L100 139H101V135L99 136L100 137V139H98V138H96V136H94V135H92V127L94 126V125H96V124H98V122H99V119H103V120H106L107 119V121H108V115H110L109 113H110V111H111ZM251 109L252 108H250V111H251ZM253 109H255V108H253ZM263 109V108H262ZM42 110V109H41ZM260 110V109H259ZM257 111V110H256ZM255 111V112H256ZM261 111H263L262 113H261ZM261 111H259L260 113H258L259 115H255V113H253V115H251L252 114V112L250 113L249 112V110H248V112L245 110V111H243V113L244 114H241L242 115V118H240L241 120V125H243L244 126V130L243 131H245L244 133L247 135V138L246 139H248V144L247 145H254L255 144V142H256V138H255V136H258V138L259 139H261V140H263L264 139V110H261ZM10 112V111H9ZM208 112V111H207ZM242 113V111H239V113ZM258 112V111H257ZM6 114V113H5ZM34 114V113H33ZM209 114H211L210 112H209ZM257 114V113H256ZM194 115V114H193ZM112 116V115H111ZM149 116H151V119L149 120L147 117H149ZM195 116V115H194ZM199 116V115H198ZM205 116V115H204ZM114 117V116H113ZM115 117V118H116ZM183 117V116H182ZM200 117H203V116H200ZM116 118V119H117ZM179 118H180V116H179ZM175 119V118H174ZM178 119V118H177ZM185 119H183V120H185ZM198 119V120H197ZM164 120V119H163ZM173 120V119H172ZM179 120V119H178ZM187 120H185V121H187ZM190 120V121H191ZM175 121V120H174ZM194 121H195V123H194ZM72 122H74L75 123V125H71V123ZM102 122V121H101ZM165 122V123H166ZM176 122V121H175ZM172 123V122H171ZM178 123V122H177ZM73 124V123H72ZM101 124V123H100ZM99 124V125H100ZM130 125V127H128V130H125V127H126V125ZM178 124H180V122L178 123ZM177 124V125H178ZM186 124V123H185ZM174 125H175V123H174ZM218 125V124H217ZM186 126H187V124H186ZM119 127V128H120ZM173 127V126H172ZM97 128V127H96ZM100 128V127H99ZM127 128V127H126ZM159 128V129H158ZM173 128H175V127H173ZM176 128H177V126H176ZM181 128V127H180ZM46 130H49V131H52V132H55V133H59L60 134V131H65V133L66 134H64L63 136H62V134H60L62 137L60 138L62 141H60V142H64L65 144H63V145H66L67 146V148L69 149V153H68V157L66 158V159H68V161H67V164L69 163L72 167H73V174L71 175L70 173V175L69 176H67V179L66 178H64L62 181H60L56 186L58 187V190H56L57 189V187L53 190L50 186H47V185H45V184H43V183H41V182H39V180L37 179H35L36 177H34V179H32V175H30V173L28 172V170L26 169V168H24V167H21L20 166V164H18V163H16V162H12L11 161V159L9 160V158H8V154L10 153L9 151H7V150H9L8 148L10 147V141H11V139H10V136L8 137V134L10 133V134H12L11 136L12 137H15L16 136V138L19 140V147H17L16 149H15V151L17 152V153H20V155L21 154H24V155H26V156H24V157H27L28 156V158H25V159H28V166L29 165H32V164H37V162H38V158H39V156L38 155H47V154H51V153H53V152H55L54 150L55 149H59V146H60V143H59V146L57 145L58 143H56V145L58 146H56L55 144H50V143H45V141L44 140H46L47 138H46V136L43 134V131H46ZM118 130V129H117ZM179 130V129H178ZM177 130V131H178ZM68 133H67V132ZM98 131V130H97ZM111 131V130H110ZM116 131V130H115ZM99 132V131H98ZM118 132V131H117ZM141 132V131H140ZM139 132V133H140ZM50 133V132H49ZM76 133H77V135H76ZM101 133H103V132H101ZM110 133V132H109ZM112 133H113V131H112ZM94 134H95V131H94ZM96 134H97V132H96ZM111 134V133H110ZM180 134V133H179ZM13 135H15V136H13ZM48 135V134H47ZM59 135V136H60ZM105 135V134H104ZM103 135V136H104ZM112 135V134H111ZM110 135V136H111ZM138 135V134H137ZM51 136V135H50ZM89 137V138H91V136H94L95 138H96V140H95V138H94V140L93 139H91V140H93V141H97L98 142V146H100L99 148H100V152L99 153H97V152H95L96 150V148H98V146L96 147V145H97V142H95L96 143V145H94V146H91L90 148H89V146H88V148H86V149H84L83 150V148H82V145H83V143H85V142H83V141H85V139H86V137ZM106 136V135H105ZM180 136V137H179ZM57 137V136H56ZM116 137V138H115ZM54 138V137H53ZM59 138V137H58ZM216 138V137H215ZM55 139V138H54ZM57 139V138H56ZM217 139H219V138H217ZM53 140V139H52ZM59 140V139H58ZM219 140H221V139H219ZM219 140H218V142H219ZM57 141V140H56ZM89 141V140H88ZM179 141V142H178ZM215 141H217V140H215ZM90 142V141H89ZM130 142V141H129ZM52 143V142H51ZM55 143V142H54ZM212 143V142H211ZM214 143V142H213ZM212 143V144H213ZM100 144V145H99ZM179 144V145H180ZM226 144H228V143H226ZM226 144H224L225 146H226ZM151 145V144H150ZM178 145V146H179ZM218 145V144H217ZM247 145H242L243 147L241 148V146H240V148H239V150H240V152H239V155H241V156H246V157H252L253 156V154H252V152H251V150L250 149H248L247 148ZM84 146V145H83ZM114 146H116L115 148L117 149V147H119V148H123L122 150H123V152L126 154L125 155V160H127L126 161V163L128 162L129 163V165H125V167H133V169H131L132 171L134 170V172H133V174L131 173V175L130 174H128V172L130 171V169L129 168H126V169H128L127 171L126 170H124V171H122V172H120L119 173V177L116 179L115 177V180L114 179H112L113 178V176H112V178L110 177L111 175V173L109 174V176L105 173L106 171H104V169H106V167H104V168H102V166L99 164V163H101V161H99V159H101L102 157H104L105 158V156H107L108 155V151L111 149L110 147H114ZM154 146V145H153ZM156 146H157V144H156ZM156 146H154L153 148L155 149L156 148ZM185 146V145H184ZM233 146V145H232ZM231 146V147H232ZM237 146V145H236ZM15 147V146H14ZM57 147V148H56ZM216 147V146H215ZM228 146H226V148H227ZM239 147V146H238ZM237 147V148H238ZM110 148V149H109ZM150 148V147H149ZM191 148V147H190ZM193 148V149H194ZM229 148V147H228ZM235 148V147H234ZM109 149V150H108ZM113 149V148H112ZM112 149H111V151H112ZM147 149H148V147H147ZM151 149H152V147H151ZM179 149H180V147H179ZM182 149V148H181ZM118 150V149H117ZM117 150H115V151H117ZM149 150V149H148ZM153 150V149H152ZM178 150V149H177ZM192 150V149H191ZM238 150V149H237ZM227 151V150H226ZM230 151H232V150H230ZM252 151H254V149L252 150ZM8 152V154H6ZM56 152H57V150H56ZM113 152V151H112ZM121 152V151H120ZM214 152V151H213ZM212 152V153H213ZM228 152H229V150H228ZM58 153V152H57ZM67 153H66V156H67ZM122 153V152H121ZM200 153V152H199ZM211 153V154H212ZM229 154H230V152H229ZM237 154H238V152H237ZM8 155V156H7ZM54 155H56L55 153H54ZM178 155V154H177ZM232 155H234L233 154V151H232ZM23 156V155H22ZM40 156V157H41ZM52 156H53V154H52ZM10 157V156H9ZM45 157V156H44ZM46 158H47V156L45 157V160H46ZM43 159V158H42ZM40 160V159H39ZM102 160V159H101ZM26 161V160H25ZM99 161V162H98ZM153 161V162H154ZM205 161V160H204ZM27 162V161H26ZM98 162V163H97ZM57 163V162H56ZM127 163V164H128ZM48 164V163H47ZM58 164V163H57ZM60 164V163H59ZM102 164V163H101ZM155 164V163H154ZM169 164L168 165H165V166H169ZM46 165V164H45ZM55 165V164H54ZM34 166V165H33ZM36 166H38V164L36 165ZM68 166V165H67ZM180 166V165H179ZM39 167V166H38ZM46 167V166H45ZM48 167H50L49 166V164H48ZM52 167V166H51ZM59 167V166H58ZM57 167V168H58ZM172 168V167H171ZM69 169V168H68ZM84 170V171H83ZM165 170V169H164ZM46 171V170H45ZM92 172L94 173V175L92 174ZM71 173H72V171H71ZM82 173H84V176H85V178H82L81 177V174ZM107 173H109V172H107ZM130 173V172H129ZM67 174H68V172H67ZM51 175H52V173H51ZM64 175V174H63ZM62 175V176H63ZM31 177V178H30ZM61 178V177H60ZM69 180V181H68ZM140 180V179H139ZM138 180V181H139ZM88 181V182H87ZM89 181H90V183H89ZM30 182H28V183H30ZM57 183V182H56ZM102 183V182H101ZM138 183V184H137ZM157 183V182H156ZM179 183V182H178ZM48 184V183H47ZM50 184H52V183H50ZM95 184V183H94ZM30 185V184H29ZM71 186L72 185V190L71 189H68V186ZM102 185V184H101ZM110 186V185H109ZM175 186L176 187H178V184L177 183H175ZM181 186V185H180ZM179 186V187H180ZM34 187V188H35ZM53 188H54V185L52 186ZM99 187H100V185H99ZM146 188V189H145ZM101 189V188H100ZM107 189V188H106ZM125 189V188H124ZM69 190H71L72 192L71 193H74V195H72L70 192H69ZM142 191V192H141ZM144 191V192H143ZM121 192H123V191H121ZM129 192V193H130ZM17 193V192H16ZM41 193V194H42ZM124 193V192H123ZM127 193V192H126ZM142 193V194H141ZM39 194V193H38ZM42 194V195H43ZM104 194V195H103ZM106 194H108V193H106ZM19 195V194H18ZM37 195V194H36ZM111 195V194H110ZM15 196V195H14ZM41 196V195H40ZM95 196H97V197H95ZM100 196V197H99ZM19 197V196H18ZM36 197V196H35ZM10 198V199H9ZM47 198V197H46ZM45 198V199H46ZM97 198V199H96ZM23 199V198H22ZM24 199H26V198H24ZM21 200V201H23V202H25L26 200ZM48 199V198H47ZM107 199V198H106ZM147 199V200H146ZM145 200H146V202L148 201V197L146 198ZM13 200V199H12ZM35 200V199H34ZM110 200V199H109ZM144 200V199H143ZM29 201V200H28ZM42 201V200H41ZM41 201H39V204H41V208H39V209H42V208H45L44 206V204L43 203H45V202H43V203H41ZM44 201V200H43ZM49 201V200H48ZM142 201V200H141ZM18 202H20L19 200H18ZM37 201L35 200V201H33L32 203H36ZM47 202V201H46ZM38 203V202H37ZM49 203V202H48ZM47 203V204H48ZM50 203H52V202H50ZM50 203L48 204V205H50ZM38 204V205H39ZM46 204V203H45ZM55 204H57V202L55 203ZM143 204V203H142ZM146 204H149V203H145V205L143 204V206L144 207H148V206H146ZM36 205V204H35ZM42 205H44L43 207H42ZM48 205L46 206L47 208H49L48 207ZM54 205V203H52L51 204V207H50V212L52 211L53 213H55L56 211H59V207L58 206H56V207H54L53 206ZM53 206V207H52ZM118 206L119 207H121V208H119V209H122V207H125L126 205H125V203H124V200H121V201H119L118 202ZM150 206V205H149ZM40 207V206H39ZM129 207V206H128ZM128 207H126V210H127V208ZM16 208V207H15ZM149 209V208H148ZM45 210V209H44ZM44 210L42 211V212H44ZM61 210V209H60ZM66 210V209H65ZM96 210V209H95ZM48 211H49V209H48ZM97 211V210H96ZM101 211H102V209H101ZM121 211V210H120ZM123 211H124V209H123ZM122 211V212H123ZM39 212V211H38ZM41 212V213H42ZM47 212V211H46ZM51 212V213H52ZM98 212H99V210H98ZM40 213V212H39ZM49 213V212H48ZM58 213V212H57ZM62 212H60V214H61ZM64 213V212H63ZM94 213V212H93ZM153 213V212H152ZM71 214V213H70ZM91 214V213H90ZM19 215V216H18ZM30 215V214H29ZM37 215H39V214H37ZM59 215V214H58ZM62 215V214H61ZM92 215V214H91ZM97 215V214H96ZM27 216H28V214H27ZM35 216V215H34ZM94 217H95V215H93ZM138 216V215H137ZM67 217V216H66ZM62 218V225H61V223H60V227L59 228H61L60 230H61V232L60 233H62V231H64V232H69V233H71V232H73L74 231V227L71 225V223L69 222V220L67 219V218ZM120 217V216H119ZM118 217V218H119ZM152 217V216H151ZM93 218V217H92ZM97 218V217H96ZM45 219V218H44ZM44 219H43V216H42V214L40 215V217L38 218V221H39V223H42V224H40V225H43V223H45L44 222ZM98 219V218H97ZM97 219H95V221L97 220ZM120 219V218H119ZM18 220H19V218H18ZM75 220V219H74ZM93 220V219H92ZM37 221V220H36ZM94 221V220H93ZM93 221H92V224L91 225H93ZM97 221H99V220H97ZM97 221H96V224H97ZM113 221H114V219H113ZM47 222V221H46ZM54 222V221H53ZM133 224L135 225V226H145L146 224H147V222L145 221V220H143L142 218H138V217H134L133 218ZM51 223V222H50ZM50 223L48 222V224L50 225ZM59 223V222H58ZM76 223H79V222H76ZM95 223V222H94ZM48 224H47V227H48ZM56 224V223H55ZM112 224V223H111ZM38 225V224H37ZM52 225V224H51ZM57 225H59V224H57ZM73 225H75L74 224V222H73ZM78 225V224H77ZM90 225V226H91ZM110 225V224H109ZM56 226V225H55ZM80 226V227H81ZM40 227V226H39ZM51 227V226H50ZM50 227H48L49 229H50ZM75 227H76V225H75ZM5 228V226H3L2 228H0V264H9V261H10V257L13 255V254H16V255H22L23 253H21V251L23 250V249H25V251H26V246L29 244V242L31 241V238L32 237H30L29 236V239H30V241H28L27 240V238H26V240L25 239H23V240H25L24 241V243L22 242L23 240H20V242H22V243H16L15 241H14V239L12 238V237H10V238H7L6 236H4L1 232V230H3ZM45 228V227H44ZM52 228H53V226H52ZM51 228V229H52ZM58 228V229H59ZM77 228V227H76ZM78 228H79V226H78ZM57 229V228H56ZM55 229V230H56ZM44 230V229H43ZM54 229H52V231H53ZM117 230V229H116ZM116 230H114V228H112V225H110V233H112V235H113V237H115V238H117V236H116V234H115V232H116ZM45 231H47L46 233H48V229H45ZM50 232V233H53V232ZM57 232H58V230H57ZM53 234H55V233H53ZM52 234V235H53ZM72 234V233H71ZM73 234H74V232H73ZM75 235V234H74ZM73 235V236H74ZM96 236V235H95ZM57 237V236H56ZM76 237V236H75ZM74 238V237H73ZM34 239V238H33ZM59 239V238H58ZM58 239H57V241H58ZM75 239V238H74ZM84 239V238H83ZM96 239V238H95ZM66 240V239H65ZM77 240V239H76ZM88 240V239H87ZM93 240V239H92ZM40 241V240H39ZM73 241V240H72ZM86 241V240H85ZM97 240H95L94 242H96ZM41 242V241H40ZM77 242V241H76ZM87 242V241H86ZM98 242H100L99 240H98ZM127 242H128V245H130L129 243H130V239H127ZM31 243L32 242H30V246H31ZM36 244V246L34 245V244ZM32 244H33V247L35 246V249H37V244L39 243V242H37L36 243V240H35V242H33ZM70 243V242H69ZM73 243V242H72ZM78 243V242H77ZM83 243V242H82ZM81 243V244H82ZM88 243V242H87ZM91 243L93 244V241H91ZM54 243H52V245H53ZM79 244V243H78ZM95 244V243H94ZM93 244V245H94ZM29 246V245H28ZM40 246V248H41V246L42 245H39ZM79 246V245H78ZM97 246V245H96ZM33 247H32V249H33ZM43 248L45 247L44 245L42 246ZM51 247V246H50ZM76 247V246H75ZM88 247V246H87ZM91 247H94V246H91ZM100 247V246H99ZM39 248V247H38ZM52 248V250L54 249L55 250V247L53 248V247H51ZM69 248V247H68ZM84 248V247H83ZM82 248V249H83ZM88 249V248H87ZM102 249V248H101ZM34 250V249H33ZM32 250V251H33ZM38 250V249H37ZM53 250V251H54ZM89 250V249H88ZM95 250V249H94ZM98 250V249H97ZM31 251V250H30ZM39 251H41V249H39ZM44 251V250H43ZM43 251H41V252H43ZM73 251V250H72ZM85 251H87V250H85ZM36 252V251H35ZM45 252H49V251H46L45 250ZM82 252V251H81ZM89 252V251H88ZM31 253V252H30ZM51 253V252H50ZM60 253H62V252H60ZM29 254V253H28ZM27 254V255H28ZM31 254H33V252L31 253ZM40 254V253H39ZM43 254V253H42ZM47 254V253H46ZM52 254V253H51ZM67 254V253H66ZM83 254H85V253H83ZM94 254V253H93ZM92 254V256H94ZM47 255H49V254H47ZM61 255V254H60ZM80 255H81V253H80ZM88 255V254H87ZM49 256H51V255H49ZM49 256H48V258H49ZM64 256V255H63ZM66 256V255H65ZM92 256H89V257H92ZM28 256H26V257H24V259H25V264H28L29 262H30V260L31 259H28L27 258ZM31 257V256H30ZM34 257V256H33ZM80 257V256H79ZM95 257V256H94ZM112 257V256H111ZM54 258V257H53ZM64 258V257H63ZM83 258V257H82ZM96 258V257H95ZM95 258L94 259H92V260H95ZM65 260H67L66 258H64ZM64 259H62L64 262H62V260H60L59 262L60 263H57L56 261H53L51 258H50V260H51V263L52 264H67L68 262L66 261V263H65V260ZM69 259V258H68ZM71 259V258H70ZM69 259V260H70ZM80 259V258H79ZM86 259H87V257H86ZM49 260V259H48ZM58 260V259H57ZM98 261V260H97ZM94 262V261H93ZM76 263V262H75ZM50 264V263H49ZM97 264V263H96ZM99 264V263H98Z\"/></svg>",
	"mask_w": 264,
	"mask_h": 264
}]
</instances>
